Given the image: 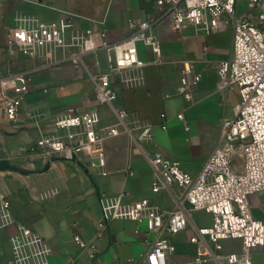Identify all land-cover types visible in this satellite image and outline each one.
I'll list each match as a JSON object with an SVG mask.
<instances>
[{
    "label": "crops",
    "instance_id": "0c3cea01",
    "mask_svg": "<svg viewBox=\"0 0 264 264\" xmlns=\"http://www.w3.org/2000/svg\"><path fill=\"white\" fill-rule=\"evenodd\" d=\"M155 1L0 0V195L8 200L14 221L0 228V264H8L9 239L16 234L17 225L46 241L51 249L48 264H141L153 237L146 235L145 222L130 219L129 203L147 199L161 209H171L179 190L152 192L153 169L130 135L121 132L103 138L101 169L92 166L97 154L78 152L69 160H45L32 150L40 136L66 139L67 131L57 129L54 121L69 109L98 112L102 129L116 122L111 108L95 101L91 79L108 71L105 50L99 48L85 56L86 68L70 62L40 67L18 50L7 49V34L17 15L56 21L67 30L65 12H69L77 16L68 22L73 29L104 31L108 43H120L129 34V24L161 14ZM153 31L161 48L160 63H152L155 55L139 45L138 56L148 64L141 71L110 77L113 105L125 114L128 129L151 127L153 139L144 146L146 153H160L196 175L217 141L221 122L232 117L238 104L236 91L223 92L216 86L217 65L231 55V31L206 33L202 26L190 23L174 31L169 15H163ZM180 61H193L194 73L200 75V81L189 86L190 99L179 91L180 71L175 63ZM21 72L30 79L29 92L17 120L9 122L3 111V84ZM139 74L141 81L133 82ZM260 193L251 195L249 204L253 217L264 223V215H260L264 195ZM191 220L204 227L210 225L211 216L199 211ZM101 225L105 228L98 236ZM194 235L187 225L171 236L169 264L193 259ZM75 236L86 244L84 248L74 241ZM223 250L238 252L240 242L224 241ZM252 259L254 264H264V247L254 249Z\"/></svg>",
    "mask_w": 264,
    "mask_h": 264
},
{
    "label": "built area",
    "instance_id": "2783aa9c",
    "mask_svg": "<svg viewBox=\"0 0 264 264\" xmlns=\"http://www.w3.org/2000/svg\"><path fill=\"white\" fill-rule=\"evenodd\" d=\"M154 4L162 8L161 14L129 24L128 36L115 44L106 41L104 31L73 29L68 22L77 16L69 12H65L67 30L56 21L45 22L35 16L14 18L7 34V49L18 50L25 58L38 62L37 66L70 62L86 68L85 56L99 48L105 50L108 71L90 76L95 101L110 107L116 117V122L102 129L98 112L77 113L69 109L54 121L57 129L67 131L66 139L40 136L32 150L45 160H69L78 152L97 154L92 166L101 169L103 138L127 132L153 169L152 192L179 190L171 209H161L147 199L129 203L130 219L145 222L146 235L153 237L147 242L140 263L169 264L171 236L191 225L195 231L191 242L195 243L196 252L185 264H254L253 250L264 247V223L253 217L249 204L251 195L264 191V0H156ZM163 15L170 16L174 31L190 23L202 26L206 33L230 30L232 35L231 55L217 65L216 86L223 92L236 91L238 104L232 117L221 122L217 141L196 175L183 171L177 161L160 153H146L144 146L153 139L151 127L128 129L125 114L114 107L115 95L109 89L112 75L141 71L148 64L138 56L139 45L155 55L152 63H160L161 48L153 28ZM175 64L180 71L179 91L190 99L189 86L198 83L200 75L194 73L193 61ZM29 80L27 73L21 72L3 84V111L9 122H15L20 115ZM132 81H141V75ZM199 211L211 216L210 225L198 227L192 223L191 215ZM13 222L10 204L0 195V228ZM104 228L100 226L98 236ZM227 240L239 241L240 250L224 252L223 242ZM9 241L8 264H48L51 249L37 233L17 225L16 234ZM74 241L81 248L86 246L78 236ZM90 248L93 253V246Z\"/></svg>",
    "mask_w": 264,
    "mask_h": 264
},
{
    "label": "rangeland",
    "instance_id": "374dc122",
    "mask_svg": "<svg viewBox=\"0 0 264 264\" xmlns=\"http://www.w3.org/2000/svg\"><path fill=\"white\" fill-rule=\"evenodd\" d=\"M260 194L264 195V191H262ZM252 210H253V213H254V215H255V210H254V209H252ZM262 214L264 215L263 212L260 213L261 216H262Z\"/></svg>",
    "mask_w": 264,
    "mask_h": 264
},
{
    "label": "bare ground",
    "instance_id": "6f19581e",
    "mask_svg": "<svg viewBox=\"0 0 264 264\" xmlns=\"http://www.w3.org/2000/svg\"><path fill=\"white\" fill-rule=\"evenodd\" d=\"M237 156V155H236Z\"/></svg>",
    "mask_w": 264,
    "mask_h": 264
}]
</instances>
